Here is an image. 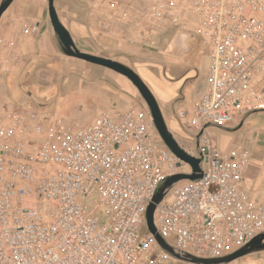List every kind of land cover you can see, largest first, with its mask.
Listing matches in <instances>:
<instances>
[{
  "label": "built area",
  "instance_id": "1",
  "mask_svg": "<svg viewBox=\"0 0 264 264\" xmlns=\"http://www.w3.org/2000/svg\"><path fill=\"white\" fill-rule=\"evenodd\" d=\"M192 14L209 50L207 87L175 117L195 133L197 146L186 151L201 158L202 177L174 184L154 224L176 250L219 258L264 232V203L244 187L249 153L219 150L208 131L264 110V0H153L149 28L138 35L149 41L158 28L185 29ZM35 30L24 24L22 33ZM157 138L147 105L84 126L33 108L11 111L0 124V264L180 262L156 245L145 214L152 185L191 167Z\"/></svg>",
  "mask_w": 264,
  "mask_h": 264
},
{
  "label": "crops",
  "instance_id": "2",
  "mask_svg": "<svg viewBox=\"0 0 264 264\" xmlns=\"http://www.w3.org/2000/svg\"><path fill=\"white\" fill-rule=\"evenodd\" d=\"M71 2L73 4L72 9H63L64 3L62 4L60 0H54V5L60 21L69 30L73 40L74 38L80 40L91 39L94 44L93 50L86 49L82 51L96 55L105 53L111 59L119 61L113 56L127 53L129 46L128 30H126L125 26L127 21L121 18V16L111 15L110 10L107 9L103 20L104 26L101 27L100 19L96 18V11L98 9L90 13V11L87 12L80 8V5L75 6L81 0H71ZM82 15H85L83 21L80 20ZM78 17L79 20L77 19ZM24 24L36 27L35 32L24 36L22 33ZM192 27L195 29L196 25L192 23ZM177 30L167 29L156 32L155 39L158 44L162 43L163 40L167 42L164 44L167 49L166 52L151 58L156 61L153 64L155 67L152 68L153 75L163 84L156 90L148 80L147 82L153 87L152 92L161 106L160 108L166 107L169 109V119L167 120L164 117L167 120L166 123L169 129L182 136L184 129L179 125L175 113L184 106L190 105L205 93L210 57L209 50L205 46L199 31L198 36L194 38L188 36L189 30L186 32L182 31L184 29L178 30L181 31L180 33ZM166 34H170L167 40ZM0 39H3L5 42L12 41L13 48L37 47L42 50L51 49L54 46V41H57V37L50 23L47 0H13L0 18ZM175 44L180 45L182 52H184L183 55L173 54L172 50ZM167 53L171 54L167 57ZM98 66L87 73V75L90 73L95 76V101L90 102L92 107L87 113L82 115L83 120L91 122L97 115L103 112L113 113L137 109L135 103L131 99H128L133 94L131 82L123 75L111 69L104 67L106 70H101ZM165 66L166 70H164ZM182 69H184L183 73L180 72ZM162 70L167 71L168 80L164 78ZM108 81L111 83L115 82L119 86L120 91L113 90ZM79 99L76 91H70L65 99H63V102L72 103L73 105L77 104ZM66 112L71 113V111L67 110ZM239 122L240 118L237 117L236 122L230 128H234ZM245 124L244 122L242 126L233 131L226 129L228 132L224 131L221 133L220 141L212 133L211 126H209L208 131L215 139L219 150L227 151L231 147H235L246 150L249 153V161L244 170V187L255 201L264 203V146L258 144L260 135L254 139V131L249 126H245ZM241 131L250 132V151L245 149L234 138ZM189 139L194 141L195 148L197 146L196 137L193 135V138L189 137ZM194 148L190 149L193 150Z\"/></svg>",
  "mask_w": 264,
  "mask_h": 264
},
{
  "label": "rangeland",
  "instance_id": "3",
  "mask_svg": "<svg viewBox=\"0 0 264 264\" xmlns=\"http://www.w3.org/2000/svg\"><path fill=\"white\" fill-rule=\"evenodd\" d=\"M153 0H81L79 7L87 12H97V19H100V26H104L105 12L110 10L111 15L121 16L126 20V30H128L129 46L127 53L122 55L117 54L113 56L123 64L136 71L140 77L149 86L147 80L157 88L162 85V82L153 75V64L156 62L151 59L153 56H159L161 53L166 52L165 40L162 43L157 42L155 36L149 40H142L138 35V28L149 26L146 24L144 17L149 10V6ZM63 4V9L73 8L71 0H60ZM62 6V5H61ZM124 13L127 16L124 17ZM85 15L80 17L83 21ZM79 20V17L77 18ZM191 22H189L185 29L189 37L198 36V18L191 15ZM192 23L196 28H191ZM159 30H165L158 28ZM181 30V29H178ZM177 32H181L178 31ZM167 35V34H166ZM170 34L165 36L166 40ZM76 46L81 50H93L94 44L91 39H78L74 38ZM54 46L51 49L42 50L37 47H18V48H2L0 47V124L6 122L8 114L18 108L37 109L43 113L48 119L62 118L66 123L72 125L77 124L84 126L89 122L83 120L82 115L87 113L92 107L90 102L95 101V76L87 75L92 69L97 68L92 63L80 60L77 58L66 56L62 53L58 46V41H54ZM42 50V51H41ZM173 54L183 55L179 44H175L172 50ZM171 53H167V57ZM106 56L105 53L100 54ZM13 56L18 58L15 60ZM109 57V56H106ZM110 58V57H109ZM158 63V62H157ZM101 70H106L104 67H99ZM166 70V66L164 68ZM164 78L167 80V71H161ZM170 72V71H169ZM184 72V69L180 71ZM171 74V73H170ZM114 75H116L114 73ZM125 77V76H124ZM113 90L120 91L119 86L113 82L111 83ZM132 84V83H131ZM133 85V84H132ZM153 90L152 86H149ZM78 89V90H76ZM70 91H76L80 98L77 104L63 102V99ZM111 91V89H109ZM135 103L137 109L144 107L146 104L143 97L140 95L136 87L133 85V94L130 98ZM161 107V106H160ZM65 109V110H64ZM71 111V113L66 112ZM163 116L168 120L169 109L166 107L161 108ZM166 120V121H167ZM245 126H249L254 131L253 138L260 135L259 145L264 146V111H259L251 114L245 121ZM240 122L233 129L236 130L240 127ZM179 125L184 129V134L179 136L173 133L177 141L184 147V149L194 148V141L190 140L195 134L193 130L184 128L183 124ZM212 133L221 140V133L227 131L220 129L216 126L210 127ZM227 131V132H228ZM261 132V134H259ZM158 133V132H157ZM159 135V134H158ZM160 137V135H159ZM234 138L248 151L251 150L250 132L241 131L240 134L235 135ZM158 145H164L161 137L157 138ZM95 197L86 199V203L94 202ZM40 209L47 211V206H40ZM100 216L102 213L98 212ZM147 231L143 228L142 233ZM169 264H188L181 262H169ZM190 264V263H189ZM228 264H264V250L256 251L245 256H242Z\"/></svg>",
  "mask_w": 264,
  "mask_h": 264
},
{
  "label": "water",
  "instance_id": "4",
  "mask_svg": "<svg viewBox=\"0 0 264 264\" xmlns=\"http://www.w3.org/2000/svg\"><path fill=\"white\" fill-rule=\"evenodd\" d=\"M13 0H2L0 3V18L2 14L7 10ZM48 4V15L50 23L53 29L54 34L57 37L58 46L62 53L66 56L84 60L86 62L99 65L108 69H111L123 76H125L138 90L140 95L145 100L149 111L151 113L153 122L157 129L158 134L160 135L164 145L180 160L188 163L191 167V173H179L170 177H167L158 187L151 203L149 204L146 214H145V223L147 229L153 234L154 238L158 244L166 251L174 260L190 263V264H228L242 256L247 254L262 251L264 250V232L259 234L245 246L239 248L238 250L232 252L229 255L219 258H199L188 253L180 252L166 243V241L158 233L155 224H154V212L156 205L161 203L170 188L182 180H192L195 181L202 177V168H201V158L196 157L186 151L177 139L174 137L173 133L169 129L166 120L162 114L160 105L153 94L150 87L144 82L140 75L134 71L132 68L127 65L111 59L109 57L90 54L80 50L69 30L64 26L60 21L57 10L54 5V0H47ZM264 111V110H260ZM259 112V111H257ZM255 113V112H254ZM253 114V113H251ZM248 114L240 121V126L246 121V119L251 115ZM231 130L233 128H224Z\"/></svg>",
  "mask_w": 264,
  "mask_h": 264
},
{
  "label": "bare ground",
  "instance_id": "5",
  "mask_svg": "<svg viewBox=\"0 0 264 264\" xmlns=\"http://www.w3.org/2000/svg\"><path fill=\"white\" fill-rule=\"evenodd\" d=\"M241 121V120H240ZM155 125V124H154ZM156 128V127H155ZM157 130V129H156ZM170 176H172V175H164V176H162V182L167 178V177H170ZM159 185L160 184H157V185H152V193H156V191H157V189H158V187H159ZM163 238V237H162ZM164 239V238H163ZM156 245L157 246H160L159 244H158V242L156 241Z\"/></svg>",
  "mask_w": 264,
  "mask_h": 264
}]
</instances>
